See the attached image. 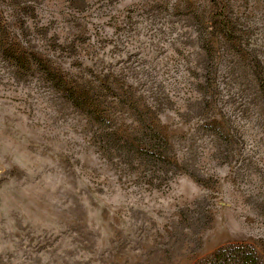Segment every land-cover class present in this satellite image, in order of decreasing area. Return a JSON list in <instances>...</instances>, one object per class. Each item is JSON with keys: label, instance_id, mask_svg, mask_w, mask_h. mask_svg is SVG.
Masks as SVG:
<instances>
[{"label": "rangeland", "instance_id": "rangeland-1", "mask_svg": "<svg viewBox=\"0 0 264 264\" xmlns=\"http://www.w3.org/2000/svg\"><path fill=\"white\" fill-rule=\"evenodd\" d=\"M264 264V0H0V264Z\"/></svg>", "mask_w": 264, "mask_h": 264}, {"label": "trees", "instance_id": "trees-1", "mask_svg": "<svg viewBox=\"0 0 264 264\" xmlns=\"http://www.w3.org/2000/svg\"><path fill=\"white\" fill-rule=\"evenodd\" d=\"M206 264H261L258 256L246 247L219 249Z\"/></svg>", "mask_w": 264, "mask_h": 264}]
</instances>
